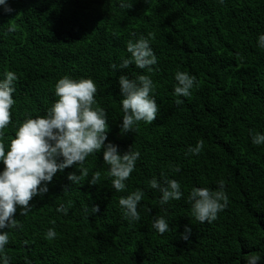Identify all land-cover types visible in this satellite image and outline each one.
<instances>
[{"label": "trees", "instance_id": "obj_1", "mask_svg": "<svg viewBox=\"0 0 264 264\" xmlns=\"http://www.w3.org/2000/svg\"><path fill=\"white\" fill-rule=\"evenodd\" d=\"M129 3L127 9L118 0H7L11 11L0 6V74L12 70L18 77L0 136L5 147L26 116L46 114L56 80L67 74L96 83L94 107L107 113L105 143L141 154L121 191L112 187L102 151L85 158L87 175L75 164L58 170L26 215L17 207L19 227L8 230L4 249L10 264H244L247 254L264 256V145L251 144L249 136V129L264 131V48L257 44L264 0ZM150 32L157 56L151 72L134 63L110 67L130 55L128 40ZM177 70L197 81L179 105ZM141 73L154 82L159 111L151 123L139 121L124 134L118 76ZM201 139L202 151L185 155ZM95 171L100 178L92 185ZM69 172L80 175L79 183L67 179ZM161 172L180 183V200L159 203L161 194L148 181ZM221 178L227 206L211 223L196 221L188 192L192 186L217 189ZM138 188L144 192L140 220L130 223L118 200ZM61 205L67 214L57 211ZM161 215L170 227L163 234L152 228V218ZM186 226L191 231L184 239ZM49 228L56 231L52 239L45 235Z\"/></svg>", "mask_w": 264, "mask_h": 264}, {"label": "clouds", "instance_id": "obj_2", "mask_svg": "<svg viewBox=\"0 0 264 264\" xmlns=\"http://www.w3.org/2000/svg\"><path fill=\"white\" fill-rule=\"evenodd\" d=\"M123 9L131 7L129 0H118ZM0 6L5 11H11L7 0H0ZM153 33L147 36L140 35L137 39L128 40L126 44L127 57H121L120 62L112 63L114 70L128 68L130 63L139 69H148L157 63V56L150 43ZM258 47L264 48V33L257 37ZM0 136L9 125L10 109L15 103L13 93L17 74L6 70L0 74ZM176 81L174 94L176 104L182 101L180 97H189L191 89L197 84L196 78L186 71L177 70L174 73ZM120 106L123 112L120 131L124 134L135 131L139 121L151 123L156 119L159 106L154 93V82L149 75L139 74L130 78L127 74L118 76ZM97 85L91 77L73 78L63 75L54 84L53 95L56 99L46 109L45 115L26 116L15 128L14 135L8 142L0 140V162L4 167L0 169V264H10V258L5 253V246L9 242V231L18 228L14 216L17 207L20 214L26 215L32 205L29 203L36 195L48 192V182L52 181L57 171H63L73 164L80 165V171L87 175L88 168H84L85 158L92 153L101 152L103 162L108 165V176L111 177L112 187L121 191L126 188V180L133 171L140 152L132 146L123 153L118 146L107 142V113L103 107L95 106V93ZM250 142L253 145H264V131L249 129ZM204 142L198 140L194 146L189 145L188 154H199ZM175 171H179L176 166ZM88 180L89 184H98L100 172L95 171ZM67 179L71 183H79L80 175L69 172ZM218 188L192 186L186 196L190 204L191 215L200 223H211L217 218L219 211L228 204V195L225 191L223 178L217 181ZM148 186L157 189L161 194L159 203L167 204L172 200H180L184 193L176 179L169 178L161 172L160 178L153 176L148 181ZM144 192L142 189L130 191L127 195L120 196L118 203L123 212L124 219L128 222L140 220L138 204ZM99 210V206H91L92 213ZM58 212L67 214L68 209L63 205L58 206ZM152 228L163 234L169 230V223L165 216H154ZM7 229V230H4ZM191 231L187 226L182 234L187 239ZM46 238L56 236L54 228H49ZM264 260L260 253H250L244 256V264H258Z\"/></svg>", "mask_w": 264, "mask_h": 264}]
</instances>
